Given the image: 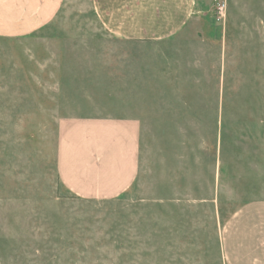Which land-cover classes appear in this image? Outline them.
Here are the masks:
<instances>
[{
    "label": "rangeland",
    "instance_id": "rangeland-1",
    "mask_svg": "<svg viewBox=\"0 0 264 264\" xmlns=\"http://www.w3.org/2000/svg\"><path fill=\"white\" fill-rule=\"evenodd\" d=\"M89 117L137 125L139 172L118 198L59 181V137ZM253 202L264 0H195L163 41L108 34L91 0H61L42 32L0 35V264H226L227 223Z\"/></svg>",
    "mask_w": 264,
    "mask_h": 264
},
{
    "label": "crops",
    "instance_id": "crops-1",
    "mask_svg": "<svg viewBox=\"0 0 264 264\" xmlns=\"http://www.w3.org/2000/svg\"><path fill=\"white\" fill-rule=\"evenodd\" d=\"M61 0H0V35L39 33L57 18ZM105 32L122 40H167L185 30L195 0H91ZM137 125L115 118H81L67 125L56 149L62 186L82 199H115L139 172ZM226 264H264V202L241 207L222 242Z\"/></svg>",
    "mask_w": 264,
    "mask_h": 264
},
{
    "label": "built area",
    "instance_id": "built-area-1",
    "mask_svg": "<svg viewBox=\"0 0 264 264\" xmlns=\"http://www.w3.org/2000/svg\"><path fill=\"white\" fill-rule=\"evenodd\" d=\"M225 12H226V5L225 3H223L222 5H220L217 9V14L219 15V17L222 19L225 16Z\"/></svg>",
    "mask_w": 264,
    "mask_h": 264
}]
</instances>
